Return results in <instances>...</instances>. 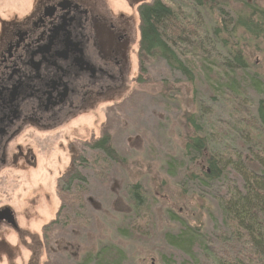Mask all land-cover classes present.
Listing matches in <instances>:
<instances>
[{
  "label": "trees",
  "instance_id": "16d2710c",
  "mask_svg": "<svg viewBox=\"0 0 264 264\" xmlns=\"http://www.w3.org/2000/svg\"><path fill=\"white\" fill-rule=\"evenodd\" d=\"M135 1L140 6V82L145 66L151 68L155 59L167 67L168 81L174 74L184 78L185 87H166L164 97L173 98L176 91L193 94L186 99L184 113L190 133L183 140V157L193 170L188 169L187 177L209 189L223 212L209 234L170 213L180 229L166 234V243L185 257L181 264H264V72H258L264 68V0ZM217 108L225 119L217 117ZM145 141L154 146L152 138ZM104 144L105 140L97 144L95 158L73 161L59 179L66 181L58 191L64 193L63 204L66 194L73 193L80 223L87 208L86 178L81 171H69L104 172L102 179L112 181L104 152L114 151ZM123 195L136 213L130 229L136 236L148 235L152 214L143 186H128ZM53 225L41 231L33 227L41 235L39 264L47 262ZM34 259L33 255L21 264H34ZM120 260L117 249L103 247L88 253L82 264Z\"/></svg>",
  "mask_w": 264,
  "mask_h": 264
},
{
  "label": "flooded vegetation",
  "instance_id": "af4514ba",
  "mask_svg": "<svg viewBox=\"0 0 264 264\" xmlns=\"http://www.w3.org/2000/svg\"><path fill=\"white\" fill-rule=\"evenodd\" d=\"M139 7L135 0H0V264L37 258L41 235L33 227L63 222L58 191L66 171L51 191L33 176L64 131L79 129L66 142L68 167L95 158L99 142L109 146V115L140 83Z\"/></svg>",
  "mask_w": 264,
  "mask_h": 264
},
{
  "label": "rangeland",
  "instance_id": "374dc122",
  "mask_svg": "<svg viewBox=\"0 0 264 264\" xmlns=\"http://www.w3.org/2000/svg\"><path fill=\"white\" fill-rule=\"evenodd\" d=\"M261 4L264 7V1ZM206 20L208 23L209 17ZM166 68L159 59H155L151 68L145 66L134 93L122 105L113 108L109 115L110 127L105 133L114 151L108 162L112 181L102 179L104 172L79 170L86 178L84 199L86 202L91 199L90 206L87 202L86 215L80 223L78 204L72 201L73 193L72 197L66 194L63 222L54 224L48 231L46 264H82L88 253L96 254L103 247L119 251V264H181L185 257L174 252L165 240L166 234L180 229L170 213L208 234L214 222L222 220L223 212L210 190L199 187L187 177L188 169L190 173L193 170L183 157V140L190 133L184 113L186 99L193 98V94L188 96L176 91L173 98L164 97L166 87H185L184 78L177 74L168 81ZM258 72H264V68ZM217 111L219 119L226 118L222 108ZM142 129L148 135L141 132ZM78 135L79 129L70 133L64 131V138L52 144V156L42 157V167L34 174V182H40L47 190L54 189L55 178L67 170L70 162L66 142ZM148 137L153 139L154 146L147 144ZM57 154L63 158L57 160ZM234 177L233 173L229 175L231 179ZM132 185H142L147 195L152 229L146 236H136L130 229L136 213L123 191ZM39 250L40 255L34 259L36 264L43 256V249Z\"/></svg>",
  "mask_w": 264,
  "mask_h": 264
}]
</instances>
